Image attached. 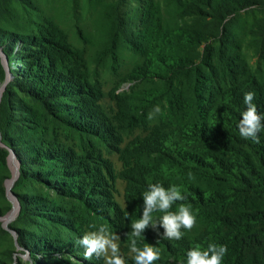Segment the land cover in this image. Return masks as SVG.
<instances>
[{
	"label": "trees",
	"instance_id": "16d2710c",
	"mask_svg": "<svg viewBox=\"0 0 264 264\" xmlns=\"http://www.w3.org/2000/svg\"><path fill=\"white\" fill-rule=\"evenodd\" d=\"M100 4L108 30L103 49L114 55L124 47L138 58L130 80L145 86L132 92L135 107L130 101L133 119L138 117L143 128L148 124V133L129 145L143 162L124 159L128 187L127 206L119 216L123 239L129 242L130 224L142 215L148 185L158 183L165 189L175 185L186 196L184 203L191 204L196 224L191 231L182 228L180 240L162 239L163 228L159 235L146 229L137 246L159 249L160 259L154 264H186L187 251L197 245L204 251L209 244L227 246L222 264H264V129L260 142L254 143L242 138L237 127L247 107V92L255 93L252 103L264 116V0H100ZM8 5L9 0H0V19L8 16ZM44 38L49 34L6 45L20 67L12 70L2 93L0 144L21 165L15 185L22 186L25 177L39 179L74 196L79 189L64 179L61 152L45 141L49 123L90 130L86 123L80 125L82 102L76 101L71 110L65 104L74 103L86 86L79 75L63 63H53L49 51L40 49ZM5 41L0 39L3 50ZM157 105L160 113L149 120ZM20 202L22 224H48L43 219L49 215L39 213L41 206ZM170 210L176 211L177 205ZM39 215L43 218L33 219ZM162 215L153 213V219ZM35 236L31 241L21 239L31 254L41 248H34L38 242L52 241V248H59L57 242L62 241L49 229Z\"/></svg>",
	"mask_w": 264,
	"mask_h": 264
},
{
	"label": "rangeland",
	"instance_id": "374dc122",
	"mask_svg": "<svg viewBox=\"0 0 264 264\" xmlns=\"http://www.w3.org/2000/svg\"><path fill=\"white\" fill-rule=\"evenodd\" d=\"M8 9V16L0 19V39L6 38L2 45L6 50L0 48V88L12 78V70L20 67L6 45L49 34L50 38L40 42V49L49 51L53 63H63L79 75L86 86L72 99L74 103L65 104L71 110L76 101L82 102L85 107L80 125L86 123L90 130L63 122L48 124L50 141L45 142L61 152L58 156L66 168L64 179L79 189L74 196L66 194L62 186L56 190L39 179L25 177L22 186L15 185L21 177V165L0 144V149L8 152L5 156L0 152V264H104V258L95 255L85 260L84 249L77 243L100 225L120 237V254L126 264H134L119 216L127 206L124 159L137 160L129 145L148 133V124L143 128L138 117L132 116V104H136L132 92L145 89L137 80H130L139 59L124 47L119 46L114 55L103 49L108 30L100 15V0H9ZM18 49L20 46L15 47ZM20 201L32 204V208L41 206L38 212L49 215L43 219L48 224H22ZM13 211L15 214L9 216ZM48 229L62 240L57 242L59 248H52V241L38 242L34 248H41L29 253L21 239L35 240L37 233H47Z\"/></svg>",
	"mask_w": 264,
	"mask_h": 264
},
{
	"label": "clouds",
	"instance_id": "9594fccd",
	"mask_svg": "<svg viewBox=\"0 0 264 264\" xmlns=\"http://www.w3.org/2000/svg\"><path fill=\"white\" fill-rule=\"evenodd\" d=\"M254 96L253 92L244 94V103L247 107L241 113L237 127L242 138L259 143V133L264 129V124H262L264 116L258 113L256 105L252 103ZM160 111L157 105L148 114V119H153ZM189 178H191V173H189ZM142 199V215L131 222V232L126 235L129 238L130 252L134 254V264H154L160 259L159 249L149 244L140 248L137 246V238H140L146 229L151 227L157 231L158 235V229L163 228L162 239L180 240L184 236L181 229L191 231L196 224V218L192 213L191 204L184 203L186 196L182 194L178 186L173 185L165 189L158 183L149 184ZM174 204L177 205V210L171 211ZM153 213H163V215L154 220ZM119 239L120 237L111 234L105 225H100L97 231L86 233L77 243L84 249L85 260L95 255L97 258L103 257L104 264H126L124 257L120 254V247L117 243ZM226 253V245L209 244L207 250L204 251H201L197 245L187 251L186 264H222Z\"/></svg>",
	"mask_w": 264,
	"mask_h": 264
},
{
	"label": "water",
	"instance_id": "95a60500",
	"mask_svg": "<svg viewBox=\"0 0 264 264\" xmlns=\"http://www.w3.org/2000/svg\"><path fill=\"white\" fill-rule=\"evenodd\" d=\"M7 82V81H6ZM5 82V83H6ZM5 83L2 85V87L0 88V94H1V92H3V90H4V86H5ZM15 180V178L12 180V182Z\"/></svg>",
	"mask_w": 264,
	"mask_h": 264
},
{
	"label": "bare ground",
	"instance_id": "6f19581e",
	"mask_svg": "<svg viewBox=\"0 0 264 264\" xmlns=\"http://www.w3.org/2000/svg\"><path fill=\"white\" fill-rule=\"evenodd\" d=\"M13 214H15V211H13L12 213H10V215L9 216H11V215H13ZM13 217V216H12Z\"/></svg>",
	"mask_w": 264,
	"mask_h": 264
}]
</instances>
